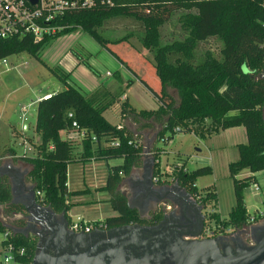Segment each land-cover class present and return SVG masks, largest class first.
<instances>
[{
  "label": "trees",
  "instance_id": "obj_1",
  "mask_svg": "<svg viewBox=\"0 0 264 264\" xmlns=\"http://www.w3.org/2000/svg\"><path fill=\"white\" fill-rule=\"evenodd\" d=\"M179 11L182 12L178 23L183 37L162 44L161 28ZM114 18L131 19L137 23L142 46L152 53L153 61L141 56L129 44L128 36L110 40L99 33L98 29ZM57 23L69 28L39 43H33L28 37L0 39V60L22 53L39 58L51 42L81 29L120 62L156 99L158 107L153 111H135L125 100L120 104V113L132 122H145L142 127L156 126L159 129L157 139L164 144L178 129L189 130L187 123L190 121L209 120L215 130L243 127L246 143L236 146L238 159L228 165L235 203L227 226L241 228L249 224L243 190L251 182L255 183V178H238V175L244 170L252 175L264 171V78H259L264 66V0H94L93 7L66 13ZM210 38L221 42L218 55L206 53L201 60H197V46ZM120 45L123 49L118 55L112 46ZM73 54L77 57L75 52ZM83 64L96 75L87 62ZM48 69L63 88L53 93L49 100L36 105L34 133L39 141L34 143L29 138L34 154L15 158L14 151L10 152L15 158L13 161H21L28 166V179L34 192L42 194V202H38L56 213L67 214L71 208L66 198L67 167L73 162V143L60 137V132L71 129V120L67 117L71 112L79 129L86 132L81 141L83 161L90 158L123 160L121 165L109 167L106 183L101 188L109 194L107 202L115 216L105 218L100 225L112 228L146 224L135 210L129 209L126 197L117 191L122 175H128L138 167L143 154V145L127 126L112 125L104 117V113L119 99L109 96L104 89L85 97L69 84L67 73L60 69ZM151 71L159 82L156 90L148 81ZM167 87L178 92V103L168 93ZM91 137L97 140L94 151ZM109 142H117L118 146H102V143ZM211 173L209 166L186 172L182 165L179 168L175 166L171 177L193 198L201 196L205 205L216 199L214 187H207L202 195L195 182ZM11 201L10 183L7 178L0 177V208L3 214L20 216V222H24V207ZM163 214L161 209L154 215V220L159 221ZM94 225L99 226V223ZM4 230L0 222V231ZM8 242L24 247L29 256L24 261H31L35 249L31 238L14 235Z\"/></svg>",
  "mask_w": 264,
  "mask_h": 264
},
{
  "label": "rangeland",
  "instance_id": "obj_2",
  "mask_svg": "<svg viewBox=\"0 0 264 264\" xmlns=\"http://www.w3.org/2000/svg\"><path fill=\"white\" fill-rule=\"evenodd\" d=\"M181 14V11L174 13L170 20L161 28L162 44L176 39H181L183 37L178 23V19ZM98 31L104 38L110 40H116L121 37L128 36L129 44L141 52L148 60L153 61L152 53L142 46V35L140 34L137 23L133 22L131 19L114 18L107 20L98 29ZM99 47L100 45H98L90 36L84 33L81 29H78L73 33L60 37V39L54 41L53 43L51 42L42 51L39 58H35L27 53H22L8 57L7 66L0 63V162L7 160L8 158L13 160L16 158L9 157L11 155L8 153V149L11 147H14V150L11 149V151H14L16 156H32L34 154V147L30 143L29 138H32V142L38 143L39 137L35 135L31 129H29V131L25 134L26 137H24L20 132H16L14 128H16L17 124L21 122L23 114L22 109L24 107L28 109L25 123L31 127L34 125L33 123H35L36 108L35 106L29 108L30 103L38 99V97L40 98L45 92L54 93L62 90V83L55 76V74H52L49 71L48 68L60 69L57 66V63L62 54L65 52V49L77 51L87 49L93 52L95 49H100ZM112 47L113 51L118 55L123 49L122 45ZM220 48L221 42L215 38H210L206 42L200 43L197 46L195 52L196 59L201 60L206 53L217 56ZM115 61L116 60H114V57L111 54L108 52H102L95 61L93 60V64H95L99 69L104 67L113 71L115 68H118V64ZM104 75L105 69L102 73L103 78L105 77ZM69 81L70 84H74L73 80ZM148 81L150 82L151 87L156 90L159 82L156 76H152V71L148 73ZM124 89L128 88L124 87ZM167 91L174 101L178 103V92L170 87H167ZM127 94L131 104L137 110H152L157 108L156 99L140 83L130 87ZM104 117L112 125L121 126L118 125L120 122L119 104H115L111 107L104 114ZM129 127L130 130L134 132V127L131 125ZM11 131L15 134V141L10 139ZM242 131L241 135H244V130L242 129ZM72 134H74V137H71L70 142L75 141L74 143H77L78 136H75L76 133L74 132ZM61 137L65 138V134L62 133ZM135 138H137V136ZM234 138L235 139L231 138L228 132H224L223 135L219 136V139L224 145L228 144L230 146L233 140H235L236 143L245 142V137L244 139L239 136H235ZM17 139L19 140L17 141ZM17 142L19 144L15 146V143ZM228 145H226V150L222 154H224L225 157H227V160L231 162L235 160L234 158H236V156L233 157V155L235 153L237 154V152ZM157 146L165 152L160 156L159 169L161 170V173H165L166 175L168 174L167 170L174 167L173 165L167 166L173 162L175 158L174 153L180 152V154L187 153L194 155L196 150L199 148L202 150L203 157L208 155L203 143L200 142V136L195 132L191 131L190 133L183 129L181 132L176 131L174 133L169 145L158 141ZM213 156L215 157L216 154ZM111 164L116 166L115 164H118V162L114 159L110 161V165ZM188 168L192 169L195 168V166H188ZM27 180L29 181V179ZM254 182L255 183L251 182L249 186L243 190V196L248 215L250 218H257V220L252 222V225H258L264 221V171H262V173L254 179ZM210 186L214 187L216 199L208 201L205 204V213L208 215L209 219L207 226L210 229L215 228L216 230H225L230 227L229 225L227 226L228 216L235 203L232 180L229 178L228 171L225 166L217 165L216 170L211 175L200 177L196 181L197 190L202 195L204 194L205 189ZM255 186L259 187L258 191H255ZM165 206L167 205H164V208ZM98 208L99 210L94 211V213L91 212V215H95L100 218L108 215V206L102 205ZM76 214L79 213L76 212L71 214L72 220H75L76 216L81 217L85 221L87 220V218L83 217L85 215L80 216ZM17 217V215H4L2 208H0V222L2 224H11L17 219ZM2 239L3 233L0 231V242ZM1 261L2 254H0V262Z\"/></svg>",
  "mask_w": 264,
  "mask_h": 264
},
{
  "label": "crops",
  "instance_id": "obj_3",
  "mask_svg": "<svg viewBox=\"0 0 264 264\" xmlns=\"http://www.w3.org/2000/svg\"><path fill=\"white\" fill-rule=\"evenodd\" d=\"M99 48L100 49L93 50V52L87 49L78 50V51L72 49L69 50L65 49L64 50L65 52L60 57L57 66L63 72L69 75L68 78L69 84H70L69 80H73L74 84H70V85L78 89L83 96L89 97L98 89H104L109 96H114L119 99V101L115 103V104H119V107L123 101L127 100L135 111H141L135 109V107L131 104L129 96L127 94L130 87H133L135 84L139 83V81L129 71H127L125 67L121 65L120 62H118L115 58L114 60H116L115 62H117L118 68H115L113 71H110L109 69L101 67L100 70L95 64H93V60L95 61L101 55L102 52L105 53L107 51H105L101 47ZM73 52H75V54L79 58H77L73 54ZM84 62H87L96 71V75H94L92 72H90L84 67L83 64ZM104 69H105V75H104L105 77L103 78L102 73ZM107 73H110V75H107ZM124 87L128 89H124ZM46 94H53V93L45 92L43 95ZM157 107H158V102H157ZM155 109L145 110V111H153ZM143 123L145 122L142 121L139 123H135L130 121L129 119H124V117H122L120 113V122L118 123V125L127 126L129 131L131 132L132 130H130L129 126L130 125L133 126L134 132H132V134H134L135 137L137 136V140L143 145V154L141 156L140 165L138 167L133 168L128 175L125 176L122 175L121 182L117 189L118 192H120L126 197L127 202L130 201V205L134 207L132 210H135L138 216L140 211L145 212V214H147V211L144 210L143 208L142 209L139 208L140 210L138 209V207H140L139 205L140 200L138 199H143L138 195L142 188L144 176L146 175L148 176L149 174H151V182L153 184V188H155L156 190H160L163 187H171L175 183L173 177H171L170 174L166 175L165 173H161V170L159 169L160 156L163 153H165L163 149L157 146L158 141H160L159 139H157V133L159 129L156 128V126L152 128L142 127ZM187 125L189 130L186 129L183 130L188 131L190 133L191 131L197 133L200 136V142L203 143V146L205 147L206 152L209 156L207 155L203 157L202 150L199 148L196 150L194 155L187 153L180 154V152L174 153L175 158L173 162L167 166L173 165L175 167V166L183 165L184 170L186 172L193 171L198 167L209 166L213 173L216 170L217 165L225 166V168L228 171V165L231 162H234L238 159V152L236 146L238 144H245L247 140L245 129L243 127L229 128L226 130H215L209 120L190 121L187 123ZM241 128L244 130V135H241L243 132ZM14 129L16 132H20L21 135L24 137H26L25 134L29 131V129H31L32 132L34 133V125L30 127L27 123L22 121L19 122L17 124V127ZM180 130L182 131V129ZM73 132L76 133L75 136H78V138H77V143H74L75 141L72 142L73 162L69 163L67 167L68 196L66 199H67V203L71 205L68 214L71 216V214L77 212L79 214L76 215H80V216L85 215L83 217L87 218L86 222L90 223L94 227H98L94 225V223H99V226H101L100 223L105 218L115 216V213L110 209L109 204L107 202L109 199V194L101 190V188L106 183L109 167H113V164L110 165V161L114 159H109L110 160L109 161V160H97L95 158H90L86 161H83L81 159L83 154L82 142H81L82 137H80L79 133L74 129H70L67 131L60 132V137L62 136V133H64L65 138L61 137V139L70 141L71 137L72 136L74 137V134H72ZM224 132H228L230 137L233 139H235L234 138L235 136L243 137V139L245 137V142L243 143L242 142L236 143V141L233 140L230 146L226 144L230 148L236 150L237 152V154L235 153L233 155V157L236 156V158H234L235 160L231 162H229L227 160V157H225V155L222 154L226 150V145H224L221 142L219 136L223 135ZM14 135L15 134L13 133V131H11L10 139H12L13 141L16 140V138H14ZM18 140L19 139H17V141ZM170 141L167 142L166 145H169ZM18 144H19L18 142L15 143V146H17ZM103 145H105V143H102V146ZM92 147L94 151L96 149V142H93ZM11 149L14 150V147L8 149V153L11 152ZM214 154H216L217 157L216 156L214 157L213 156ZM156 156L157 158H155ZM9 157H13V156L11 155ZM15 157L17 156L15 155ZM151 159L154 160V163L151 162ZM116 160L118 162V164H115L116 166L122 164L123 161L122 159H116ZM6 162H11L13 166L16 168H21L22 170L25 169L29 171V168L24 163L20 161L19 162L13 161V159L11 158L10 159L8 158L7 160H3L2 162H0V165ZM188 166L190 167L195 166V168L189 169ZM261 173L262 172L252 175L247 170H244L238 175V178L239 177L244 178L248 176H254V178H256ZM5 178H7L10 183V179L8 177ZM27 179H28V175L24 179V186L25 187L33 186L31 182L28 181ZM154 179H157V181L155 182ZM72 193H79V194L74 195ZM19 194L21 195V197L24 196V191L19 192ZM35 199L38 198L35 196ZM166 204L171 205L170 202L164 201L160 206L162 210H164V205ZM102 205L108 206L109 208V211L107 210L108 215L102 218L95 215H91V212L94 213V211L99 210L98 207ZM6 225H12V224H6Z\"/></svg>",
  "mask_w": 264,
  "mask_h": 264
},
{
  "label": "flooded vegetation",
  "instance_id": "obj_4",
  "mask_svg": "<svg viewBox=\"0 0 264 264\" xmlns=\"http://www.w3.org/2000/svg\"><path fill=\"white\" fill-rule=\"evenodd\" d=\"M155 200V199H153ZM202 210L198 213L195 209L189 212L173 214L172 218H178L179 222L164 231L163 244L166 248H170L171 252L165 260L160 264H235L236 260L241 256L253 250L264 238V221L258 225L252 223L246 224L241 228H227L225 230L210 229L207 226L209 221L208 215L205 213V205L201 200L192 199ZM39 205L46 207L45 205ZM168 205V204H166ZM170 205V204H169ZM161 205L156 206L153 201L146 203L147 214L143 220L146 224L142 226L153 227L159 221L154 220V215L161 211ZM171 207L170 211L173 212ZM53 211V210H52ZM54 212V211H53ZM56 222L52 226L43 228L40 224L34 223L29 226L30 231L37 234H28L27 238L35 243L33 258L30 264H97L96 258L102 253L106 254L110 250L117 248V252L113 255H105L102 257L100 264H156L155 251L152 250V259L150 250L147 252V260H139L136 254L137 250L134 246H128L120 249L124 244L121 242L110 243L97 247L96 256H93L92 244L85 248L83 244L90 239L98 241L101 239L97 235L90 236L97 228H93L90 232H74L70 229L71 216L67 213H56ZM185 214V216H183ZM19 217L11 224L17 229H24L27 226V215L23 216L24 222H20ZM22 218V217H21ZM191 219L192 225L187 226V219ZM176 224V223H174ZM202 224V228L200 225ZM135 225V224H130ZM55 226V228H53ZM115 228V227H112ZM112 228H102V230H110ZM197 237H191L189 234L199 233ZM88 235V236H86ZM105 240V238L101 239ZM80 243L82 246H80ZM178 244V248H174V244ZM40 244V246H39ZM76 244V245H75ZM199 247L196 253L181 251V247ZM149 249V248H148ZM85 257L77 262L65 261V257ZM95 257V258H94ZM94 258V260H92ZM191 262V263H189Z\"/></svg>",
  "mask_w": 264,
  "mask_h": 264
},
{
  "label": "water",
  "instance_id": "obj_5",
  "mask_svg": "<svg viewBox=\"0 0 264 264\" xmlns=\"http://www.w3.org/2000/svg\"><path fill=\"white\" fill-rule=\"evenodd\" d=\"M37 0H31L32 4H35ZM259 78H264V66L263 69L259 75ZM263 113V121H264V106L262 108ZM177 132H181L180 129L177 130ZM151 162L154 163V160L151 159ZM29 174V171L21 168H16L13 166L11 162H6L2 165H0V177H8L10 179V186H11V195H12V203L14 204H21L26 212L28 223L27 226L24 229H17L12 225H4L3 227L13 235H22L24 237H27L28 234H34L37 236L36 233L30 231L29 226L34 223L40 224L43 228L52 226L53 222H56L57 215L51 210L50 207H44L39 205L36 202L35 199V192L34 187L24 186V179ZM144 181L142 183V188L139 192L140 197L143 199L140 200V207L146 210V203L153 201L156 206L161 205L164 201H168L171 203L172 207L174 208L173 212L167 213L164 211V214L162 216V219L153 227H146L139 224L135 225H124L112 228L110 230H102V228H105V226H98L96 227L97 230L90 234L97 235L101 239L105 238V240L98 239L97 242L94 239H90L89 241H86L83 246L87 248L92 244L93 247V256H96L97 254L94 253L96 251L97 247H101L102 245H108L110 243H114V246L116 245L115 242H121L122 245L120 249L128 246H134L137 250L136 254L139 256V260H147V252L150 250L151 256H148L149 259H152V250L155 251V260L156 264H160L161 261L165 260L168 256V253L171 252L170 248H166L163 244L164 240V231L167 228H170L174 225H177L179 222L178 218H172L173 214L176 212L178 213H185L189 212L192 208L195 209L198 213L201 212L202 208L198 207L197 204L192 200V196L187 193L182 187L178 185V183L175 181L173 186L171 187H163L160 190H156L153 188V184L151 182V174L148 176H144ZM24 191V196L21 197L19 192ZM19 198V199H16ZM155 199V200H153ZM129 209H133L134 207L130 205V201L127 202ZM140 210V209H139ZM165 210V209H164ZM145 212L139 213V218L143 219L145 216ZM62 216H64V213H62ZM185 216V214L183 215ZM176 223V224H174ZM187 226L189 224L192 225L191 219H187ZM55 228V226L53 227ZM200 228H202V224L200 225ZM191 237H197L200 235L199 233H192L189 234ZM88 236V235H86ZM82 246L80 243H76ZM75 244V245H76ZM40 246V244H39ZM178 244H174V248H178ZM149 248V249H148ZM199 247H181V251L185 250L190 253H196V251H199ZM117 252V248H114L110 250L108 253L104 254L102 253L96 258L97 264H100L102 262V257L105 255L113 256ZM85 257L79 258L77 257H65V261H73L77 262L78 260H82ZM95 258V257H94ZM94 258L92 260H94ZM36 262L34 261L33 264ZM191 263V262H189ZM68 264V263H66ZM235 264H264V238L263 240L250 252L247 254L241 256L239 259L236 260Z\"/></svg>",
  "mask_w": 264,
  "mask_h": 264
},
{
  "label": "built area",
  "instance_id": "obj_6",
  "mask_svg": "<svg viewBox=\"0 0 264 264\" xmlns=\"http://www.w3.org/2000/svg\"><path fill=\"white\" fill-rule=\"evenodd\" d=\"M94 6V0H37L35 4L31 0H0V39H24L30 38L33 43H39L45 38H50L55 34L69 28L68 26L59 25L58 19L63 17L66 13H71L83 9H89ZM7 58L0 60V63L7 66ZM110 75V73H107ZM52 94H46L30 103V107H34L40 101H47L51 98ZM21 121H26V113L28 109H22ZM71 120V129L76 130L80 137L86 135L85 130H80L76 121L73 120V113L67 114ZM93 142H96L95 137H91ZM110 147L118 146L117 142L105 143ZM26 156V155H25ZM181 167V166H176ZM175 167L168 169V174L172 175ZM156 182L157 179H154ZM256 185V184H254ZM259 187L255 186V191ZM35 196L37 201L42 202L41 192H36ZM195 199L202 200L201 196ZM170 211L171 205L164 208ZM254 218H250L248 223L254 222ZM94 227L86 222L81 217L76 216L75 220L71 219L70 229L74 232H90ZM3 239L0 242V254H2V261L0 264H30L31 261L25 262L28 253L24 247H18L13 242H8L14 235L11 231L5 229L2 231Z\"/></svg>",
  "mask_w": 264,
  "mask_h": 264
}]
</instances>
